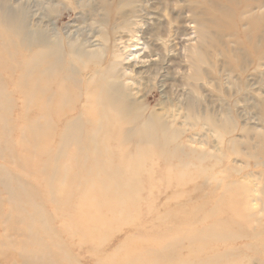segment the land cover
Instances as JSON below:
<instances>
[{
    "label": "rangeland",
    "instance_id": "1",
    "mask_svg": "<svg viewBox=\"0 0 264 264\" xmlns=\"http://www.w3.org/2000/svg\"><path fill=\"white\" fill-rule=\"evenodd\" d=\"M1 5L2 19H12V32L25 44L13 57L19 64L40 33L61 46L63 61L80 54L83 80L76 67L71 77L97 93L100 104L108 89L117 97L118 85L131 95L123 103L130 113L104 106L100 111L102 120L113 113L106 129L116 133L102 154L111 159L103 168L106 183L116 188L118 177L129 179L116 197L129 203L109 204L110 191L70 186L73 178L60 170L47 172L37 186L40 176L31 175V163L39 169L53 160L26 161L23 148L31 141L22 130L10 135L6 130L7 145L0 134V167L23 197L16 203L0 181V264H264V0H1ZM133 11L146 24L148 64L126 63L115 41L125 33L119 22ZM157 23L163 28L160 51L148 40ZM113 54L128 68L123 79L109 78L102 68ZM6 69L0 67V85L3 100L12 98L7 118L10 129H21L34 119L16 123L22 98L17 78ZM66 89L74 94L71 100L89 105L79 108L81 127L92 109L84 97L89 92L78 97L77 88ZM68 111L72 119L76 113ZM96 142L77 141V149L71 143L75 157L60 151L58 165L77 160L81 149ZM54 148L50 143L45 150L54 155ZM86 155L70 174L84 168L81 176L92 180L95 161L90 151Z\"/></svg>",
    "mask_w": 264,
    "mask_h": 264
},
{
    "label": "bare ground",
    "instance_id": "2",
    "mask_svg": "<svg viewBox=\"0 0 264 264\" xmlns=\"http://www.w3.org/2000/svg\"><path fill=\"white\" fill-rule=\"evenodd\" d=\"M4 9L6 8L4 5H1L0 0V10L2 11ZM133 17H135L136 19H133ZM3 20L4 22L8 23V26H5ZM6 20L5 18L2 19L0 15V61H2L0 67L3 66V64L6 65V71H11L12 75L14 74V76L17 78V86L15 90H17V92H19V94L21 95L22 101H20L21 107L18 108L21 111V115L18 117V121L16 123L18 124L20 121L26 119V117L28 120H34H32L31 122H25V126L21 129L17 128V125L15 126V124L13 125L15 127L10 129L9 123L11 122V120L10 118H7V116L9 117L10 101H12V98L10 97L11 100H9L8 98L3 100L4 88L2 87V85H0V112L4 114L3 117L0 116V134L3 135L2 142L6 145L8 144V140L6 138L8 136L7 131H9L10 135L11 132L14 131V129L22 130L21 135L24 137V139L27 137L31 141L29 142L31 144L29 145V147L26 146V148H23L26 153V161H31L35 156L47 157V163L53 160V163L51 162L47 165L40 164L39 169L36 168L35 163H31L30 168L31 171H33L31 175H33L37 171L38 176H40L36 179L37 186L40 185V182H42V177H44L47 172L51 170H53V172L60 170L61 175L69 174L71 177L70 179L73 178L71 180L70 186H73L74 184L72 182H75V184L77 185L78 183H81V188L88 186L87 191L89 192H92L94 188L95 191H97V188L102 192L110 191L111 194H109V197L106 199L107 203L109 204L129 203L127 202L125 197L124 200H116L118 194L126 191L128 188V184H122L121 182L123 180L129 179L118 177L119 179L116 180V183L114 185L116 188H111L107 186L106 183V180L108 179L107 176H105L106 174L103 168L108 167L111 164V159L105 161L102 158V154L105 149L110 150V142L113 141V137L116 136V133L110 131L107 132L106 129V127L113 122V113L111 112L109 114V119L102 120L104 118L100 111L101 107L104 106L110 110L119 108V113L121 115L130 113L128 111V108H126L130 105L123 103L125 102V96L129 97L131 93H127L128 95L125 94V90L118 85L117 97L112 96L110 89H108V92L105 91L103 97L104 100L100 104L101 99L97 93L91 95L88 87L83 86V83L77 84L75 79L71 77V67H76L79 72L81 70L82 65L80 63V54L78 55L76 52H74V55H72L73 58L70 55H67L65 60L63 61L60 57L61 53H63L62 51H60L61 46L57 45L56 43L47 41L40 33L36 34L35 42L32 45L33 47L30 49V52H26V54H23V58L25 57L29 62H26L25 60V62L19 64L18 61H16V59H14L13 57H15L16 49L22 47L25 44L23 43L22 39L20 40L15 37L18 36L16 33L12 32V28H10L9 26L10 24H12V19L6 18ZM158 24L159 23L156 24V31L150 36V38H147L148 40L154 42L155 50L160 51L161 46L159 43L162 42V38L160 35L161 33H163V28L160 25L158 26ZM118 25L123 27V30L125 32L120 34L119 38L115 40L116 43H118L117 45L121 46L119 47V54L127 55H125L124 61H127L126 63H128V61L136 63L142 60L144 63L148 64L151 58L150 45L146 43V39L142 38L145 34L143 28L145 27L146 30V24L143 22V19H139V17L135 14V11H133L131 12L129 18L123 19L121 22H119ZM18 30L19 32H21L20 29ZM200 31L201 32H199V37L202 41H205V36L207 33L203 28ZM157 56L159 57L160 54H158ZM190 57L192 59L191 66L193 69V75H196L195 63L196 61H198V55L193 52ZM118 58V54L109 55V57H107L105 66L102 67L107 70L106 73L109 75V78L123 79L127 75L126 73L128 72V68H125L123 70V67L121 65L122 63ZM3 59H5V61ZM14 61H16V64L12 65V62ZM74 61H76V64H74ZM156 62L157 63H155L154 65L158 66V59ZM76 68H74L73 70H75ZM118 70H122L119 77H117ZM59 74L60 76H58ZM79 74H81V72ZM80 77L83 80L82 74L80 75ZM81 78L80 81H82ZM125 80H127V78ZM123 83L124 86H127L128 82L125 83L124 81ZM68 86H71L73 89L77 88L76 91L78 92V95L76 96L78 97L82 94H86V92H89L88 95H85L84 97L86 98V100H89L92 109L87 113L88 118L83 119V125L81 127H79V120L76 119V117L79 115V108L84 109L89 105L85 103V100L83 101V103L78 99L77 101L71 100L74 94L70 89H66V87ZM81 86H83V88L79 89V87ZM9 89L11 90V87ZM70 108H73L74 112L76 113L72 117V119L70 117V112L68 111L70 110ZM29 110H32L35 113L38 112V116H28L29 114L26 112ZM6 119L7 122H5ZM151 121L152 120L147 118L146 123L148 124L149 128H151ZM120 123H122L120 126H125V123L121 120L119 121V124ZM123 126L122 132L125 130H123ZM90 138L96 140L97 142L91 149H89V145L87 146V148L81 149V151H79L81 155L77 160L79 161L81 159L87 158L88 156L86 154L88 153V151H90L91 156L95 161V163H92L91 172H89L93 177L92 180L89 179V174L88 176H81L80 172H82L84 168H82L83 170L79 169L77 174H70L71 169H76L75 167L77 160L67 159L64 161L62 166L58 165V160L62 155H64V153L67 154V158L75 157L73 152L69 150L71 143H73V148L77 149V141H80L81 143L82 140H87ZM21 141L22 140L20 139L19 146ZM50 143L55 144L54 149L58 150L57 154L51 155L50 151L45 150V148L48 147ZM21 146H25V144ZM60 151L64 153H61ZM84 163L85 164L83 165V167L88 165V163L90 162L88 161V163ZM9 177L10 175L4 172L0 167V181H6V185L5 188H3V191L10 195L16 203H20L22 202L23 197L20 194L15 193V191L13 192L10 186ZM117 183H119L121 186L119 187ZM77 185L73 188H76ZM119 197H117V199H120ZM90 200L92 201L93 199ZM36 215H38V213L36 210H34V216Z\"/></svg>",
    "mask_w": 264,
    "mask_h": 264
}]
</instances>
